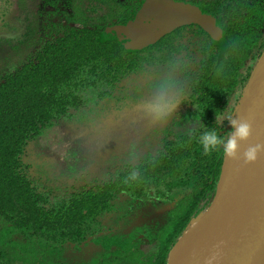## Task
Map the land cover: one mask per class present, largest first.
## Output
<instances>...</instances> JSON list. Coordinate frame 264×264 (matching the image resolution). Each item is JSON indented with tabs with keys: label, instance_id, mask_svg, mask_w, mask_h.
<instances>
[{
	"label": "trees",
	"instance_id": "obj_1",
	"mask_svg": "<svg viewBox=\"0 0 264 264\" xmlns=\"http://www.w3.org/2000/svg\"><path fill=\"white\" fill-rule=\"evenodd\" d=\"M57 1L53 12L43 15L37 11L27 18V37L40 38L34 56L0 75V220L6 224L9 217L17 215L22 223L19 230L38 231L28 236V245L2 241L0 264L29 261L22 256L25 252L31 255V264H66L60 256L66 249L72 250L70 244L75 246L73 250L77 249L92 233L97 216L110 219L112 210L128 192L148 195L152 184L157 190L177 187L191 191V201L185 208H179L180 212L172 209L171 216L177 218L170 225L173 232L165 238L161 255L156 261H149L166 264L170 251L191 221L210 208L216 197L225 156L219 153L213 163L206 156L200 161L197 155H190V150L196 143L201 146L200 138L206 132H216L224 143L231 139V121L264 56V0H174L198 7L215 18L225 38L224 50L194 25L176 29L134 53L124 50L116 41L101 42L100 38L107 28L133 20L144 0H96L112 9L114 21L83 27L88 22L77 19L80 27L71 26L74 19L70 16H66L65 24L52 23L62 10L73 9L69 0ZM60 1L63 9L58 8ZM176 83L178 104L183 102L185 91H190L191 102L187 108L181 106L186 112L183 118L176 113L181 123L186 124L195 108V113L209 125H217L205 130L200 126L192 131L195 134L186 135L162 134L152 128L142 141L157 142L154 155L133 163L126 161L120 171L113 173V180L77 190L65 198L55 195L50 202V195L39 194L30 187L24 157L29 143L43 131L69 120L73 113L94 112L111 102L107 100H119L124 105L130 97H142V91L167 89ZM174 122L170 125L180 123ZM219 124L225 128L223 138ZM179 161L184 163L183 169H179ZM199 161L204 171L199 169ZM176 171L180 173L179 180ZM105 256L117 262L127 257L115 250Z\"/></svg>",
	"mask_w": 264,
	"mask_h": 264
},
{
	"label": "rangeland",
	"instance_id": "obj_2",
	"mask_svg": "<svg viewBox=\"0 0 264 264\" xmlns=\"http://www.w3.org/2000/svg\"><path fill=\"white\" fill-rule=\"evenodd\" d=\"M56 1L0 0V75H5L12 66L23 65L34 56L39 48L40 38L37 39L34 35L27 37V32L30 33V29L27 31V18L37 11H41L39 13L43 15L53 12V4ZM69 2L73 4V9L66 10V12L62 10L59 17L52 23L56 24L59 21L65 23L66 16L74 19L73 26L78 27L80 24L76 21L77 19L88 22V25L81 24L82 27L114 21L111 16L112 9L104 3L96 0H69ZM63 5L60 1L58 8L63 9ZM143 98L141 101V97L138 100L130 97L125 100L124 105L119 100H107L111 102L100 106L99 110L88 111L83 115L73 113L69 120L61 121L51 130L43 131L30 144L29 153L24 159L30 166L28 170L33 177L34 185L38 188L55 187L66 195L72 186L88 185L95 179L99 182L109 180L110 178L105 176L106 173L120 169L126 161L130 160L131 145L136 140L135 145L142 141L143 131L138 132L135 130L136 127L142 124L148 125L146 130L148 129L147 132H149V128L155 126L152 123L159 115L168 116L167 113H163L165 111L161 108L162 105L179 103L175 97V90L149 89ZM182 109L183 107L179 106V112ZM175 110L174 105H171L169 111L172 113ZM185 123L184 125L181 123L183 130H191L196 126L190 121ZM131 203L133 208L131 211L128 208L127 220H121L115 215L106 220L102 227L124 231L137 225H146L153 236L148 241L149 246L147 245L144 249L148 256L143 264H152L149 261H156V257L161 255L164 246L165 239L159 240L162 231L164 230V238H167L170 231L169 221L165 216L168 203L151 202L149 199L135 200L134 195H129L118 202V207H122L123 212L126 213L123 208ZM0 234V238H3L2 229H0ZM150 241L151 244L158 243L151 251ZM2 244L0 240V245ZM86 245L75 250L74 248L66 249L60 256V260L67 262L66 264L89 262L92 246ZM22 256L29 261L18 260V264H31L33 261L27 252ZM55 261L56 259L53 262ZM162 264L165 262L163 261Z\"/></svg>",
	"mask_w": 264,
	"mask_h": 264
},
{
	"label": "water",
	"instance_id": "obj_3",
	"mask_svg": "<svg viewBox=\"0 0 264 264\" xmlns=\"http://www.w3.org/2000/svg\"><path fill=\"white\" fill-rule=\"evenodd\" d=\"M190 25L200 27L224 49L214 17L174 0H145L133 20L107 28L100 41H116L128 52H139ZM234 121L247 122L251 134L237 141L234 159L224 157L212 206L191 221L170 251L167 264H264V151L254 163L243 160L248 148L264 146V56ZM234 136L233 127L231 139Z\"/></svg>",
	"mask_w": 264,
	"mask_h": 264
},
{
	"label": "flooded vegetation",
	"instance_id": "obj_4",
	"mask_svg": "<svg viewBox=\"0 0 264 264\" xmlns=\"http://www.w3.org/2000/svg\"><path fill=\"white\" fill-rule=\"evenodd\" d=\"M142 4H141V6H142ZM63 24H65V23H63ZM73 25L74 24H71V26H73ZM190 26H194V25H190ZM76 27H78V26H76ZM260 27L262 29V26H260ZM172 33H170V34H172ZM170 34H168V35H170ZM168 35H166V36H168ZM223 38H224V35H223ZM162 39H160V40H162ZM224 40H225V38H224ZM224 43H225V41H224ZM216 45L218 46V44H216ZM185 83L189 84V82L187 80L185 81ZM176 87H177V83L175 85L170 84V87H167V89L161 88L158 91H164V90H175L176 91ZM157 88H159V87H157ZM184 88H187V87L185 86ZM145 93L146 92H144V91L141 92V96H142L141 101L144 99L143 97H145ZM189 95H190V91L186 90L185 93L183 94L184 99L182 100L183 101L182 103L177 105L176 102H173L171 104L162 105L161 108L165 111L163 113H167L168 116L159 115L157 117L156 121L154 123H152L155 126L149 128V129L157 128L158 129L157 132H160V133L162 132V134L172 132V133H176V134H180V135H186V134L194 133L195 132L194 130H196V131L199 130L200 126H202L203 130H205L206 128H208L211 125L212 126H215V124L217 125V122L209 125L205 119L200 118L195 113V108H194L193 110L191 109L192 113L190 114L191 116H190V118H188L189 119L188 121L195 123L196 126L194 128H192L191 130H189V129L183 130L182 127L178 128V125L181 123V120H180L181 118H179L178 115L185 114L186 112L185 111L179 112L177 109H179V106L181 107L182 104H184L186 106L185 108H187V103L191 102ZM116 101H118V100H116ZM171 105H174V108H176V110L178 112H176V110H175L174 112L171 113V111H169V108ZM188 107H189V105H188ZM99 109L100 108H97V110H99ZM176 113H179V114L177 115ZM182 118H183V115H182ZM176 120L180 121V123L178 125H176L175 127L173 125L171 126L170 124H172L174 121H175L174 123L176 124ZM206 124L208 125L207 127H205ZM147 126L148 125L142 124V126L136 127V129H135L138 132H140L139 130L143 131V133L140 132L142 137H143L142 140H145V138H146L145 135H146L147 130H148V129L146 130ZM133 127H135V126H133ZM177 129H180V131L177 132L176 131ZM218 129H220L219 130L220 135L223 138L224 134H225V128H224L223 124H219ZM192 131H194V132H192ZM196 134H198V133L196 132ZM159 137H160V135H159ZM168 139L171 140L172 139L171 136H169ZM32 142L29 143V145L26 149V155H25L24 159H26V157L29 153L30 144H32ZM135 142H137V140ZM134 143H133V146H131V148H130L131 151L128 150L130 153V160H128V163H133L134 161H136V162L140 161L146 155H154L158 151L157 150L158 146L155 145V144H157V142L143 143V141H141L140 144H137V145H135ZM196 147H198V149ZM185 149H186V146H185ZM192 153L194 154V156L197 155L196 158L200 159V161L202 160V158H204L206 156L207 158H209V160L212 163L214 162V160L219 155V152L206 154L203 150V147L198 145V143H196L194 145V147L191 148L190 155H192ZM202 153H203V155H201ZM169 154L171 155V153H169ZM200 161L198 164V165H200L199 169L204 171L205 168H204V166L201 165ZM124 164L121 166L120 169H116V170H112V171L107 172L105 176L110 178L107 181L113 180L115 178V177H113V173L116 171H120L123 168ZM183 165H184V163L179 161V163H178L179 169H183L182 168ZM212 166H213V164H212ZM28 167H30V166L28 165ZM192 170L195 172V169H192ZM193 171L191 172V174H194ZM29 176H30L29 179L31 181L30 187L36 189V192H39V194L50 195V202H51V198H54L55 195H60L61 197L65 198L77 190L81 191L84 189H89L90 187L95 186L97 184H103L104 182H107L104 180H103L104 182H99L97 179H95V180H92L91 183L88 185L86 184V185H81L78 187L72 186V188L68 191V193H66V195H64L63 193H61L60 191L55 189V187L45 186L43 188L42 187L38 188L33 183V180H32L33 177H31V173H29ZM175 176H176V180L180 179V173H178V171H176ZM127 194H128L127 195L128 197H129V195H134L135 200H139V199L147 200V199H149V201H151V202L152 201H156V202L160 201V202L168 203V206L165 208V209H168L166 211L165 216L168 218V221H169L168 225H169V229H170L171 233L173 232V230H171L170 225L177 218V216H171V213L174 211L172 209H176V212H178V211L180 212V209L185 208L187 206V204H189L191 201V199H190L191 198V191L187 192L185 189H183V188L180 189L177 187H175V189L170 190V191L166 190L165 188H161V189L157 190L156 185H154V184H152L149 187L148 195L141 194V196H138V195H136L135 192H128ZM132 203H131V205L127 204L128 206L123 208L126 211V213L123 212L122 207L114 208L112 210V216L117 215V216H119V218L121 220H123V219L127 220L128 219V215H127L128 211L127 210H128V208L130 211L132 210V208H133ZM45 207H46V205H45ZM106 220H109V219H107L101 215L97 216L96 217V221H97L96 228L95 227L92 228V233H90V235H88L85 238V240L82 241L80 243L79 247L77 248V249H79L80 247H83L85 244H87L86 246H88V247L92 246L91 251H90L91 252V258L89 259V262H87L85 264H121V263L132 264L133 262H136V261L147 260L146 257L148 256V254L145 253L144 249L147 245L149 246L148 241L150 240V238H152L153 233L151 232V230L147 229L148 227L146 225H144V226H138L137 225L134 228H131L129 230L119 231L115 228L112 229V227H111V229L107 228V227H102ZM21 224L22 223L18 220L17 215L9 217L8 222L6 221V224H3V222H1V220H0V229H3L2 235H4V237L3 238L1 237V239H0L1 242L2 241L3 242L11 241L13 244L18 243V242H23V243L27 242V245H28V236L29 235H35L36 232H38V231L24 230V229L19 230V226H21ZM5 228H6V232H5ZM137 228H139V229H137ZM10 230H12V231L10 232ZM169 232H168V234H169ZM119 238H120V240H119ZM163 239H165L164 238V230L162 231V235H161L159 240L162 241ZM16 240H18V241H16ZM166 240L167 239L164 240V244H165ZM44 244H47V243L44 242ZM109 244H111V246H109ZM150 244H151V241H150ZM154 244H151L150 251L155 249L156 245L158 243H156L155 245ZM70 248L71 249L75 248V246L73 244H70ZM27 249H28V247H27ZM113 250H115L117 252L125 253V256H127L126 259H123V260H120V262H117V261H112V259H110V257L105 256V254H109L110 252H113ZM57 251H59V249ZM131 254L134 257L131 256ZM51 256H53V255H51ZM138 264H140V263H138Z\"/></svg>",
	"mask_w": 264,
	"mask_h": 264
},
{
	"label": "clouds",
	"instance_id": "obj_5",
	"mask_svg": "<svg viewBox=\"0 0 264 264\" xmlns=\"http://www.w3.org/2000/svg\"><path fill=\"white\" fill-rule=\"evenodd\" d=\"M235 128V136L224 143L223 140L216 134V132H206L200 138V144L206 154L219 152L229 159H234L237 151V141H245L251 134V127L247 122L231 121ZM222 146V151H221ZM264 151V146L257 145L248 148L243 154L245 164L256 162L258 155Z\"/></svg>",
	"mask_w": 264,
	"mask_h": 264
},
{
	"label": "bare ground",
	"instance_id": "obj_6",
	"mask_svg": "<svg viewBox=\"0 0 264 264\" xmlns=\"http://www.w3.org/2000/svg\"><path fill=\"white\" fill-rule=\"evenodd\" d=\"M194 226V225H193Z\"/></svg>",
	"mask_w": 264,
	"mask_h": 264
}]
</instances>
